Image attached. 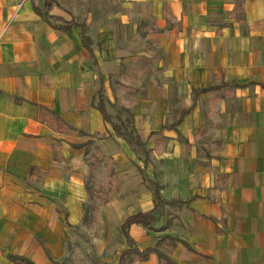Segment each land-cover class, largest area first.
<instances>
[{
    "label": "crops",
    "instance_id": "crops-1",
    "mask_svg": "<svg viewBox=\"0 0 264 264\" xmlns=\"http://www.w3.org/2000/svg\"><path fill=\"white\" fill-rule=\"evenodd\" d=\"M45 4L0 0V264H69L78 250V131L124 171L103 232L137 213L157 219L129 229L134 248L152 249L130 264H165L158 252L168 264H264V0H54L51 14L76 23L66 31L36 13ZM101 87L132 115L145 154L94 108ZM39 107L76 131L41 123Z\"/></svg>",
    "mask_w": 264,
    "mask_h": 264
},
{
    "label": "trees",
    "instance_id": "trees-1",
    "mask_svg": "<svg viewBox=\"0 0 264 264\" xmlns=\"http://www.w3.org/2000/svg\"><path fill=\"white\" fill-rule=\"evenodd\" d=\"M54 4V0H46V4L43 7L42 10H39L35 8L36 13L44 19L49 25H51L54 29L60 30V31H66L72 26H75L76 23H74L72 20L67 21L66 19L54 16L51 14V7ZM83 45L85 48L89 49V43L87 38H83L82 40ZM96 101L93 104L94 108L100 113L102 119L109 123L115 132L116 136L125 140L126 143L132 148L133 152L139 156L140 153H146L144 150V144L141 141L140 137L138 136L134 125H133V118L132 115L129 113L127 109L121 108V113H125L126 117L122 120L119 116L116 121L112 120L111 115L107 112V104L108 100L105 96L104 90L101 87L96 94ZM38 118L39 121L45 125H47L52 130L58 132V133H68V132H75L76 130L69 126L60 116L58 113L48 110L43 107H39L38 109ZM77 135L80 137H85L87 140L83 142L80 145H74L73 147L75 149H81L83 150V156L85 158V162H88V157L93 156V154L90 155L92 147L95 145V137L88 136L87 134L78 131ZM85 189L86 192L89 194L88 202H84L82 204V211H83V218H82V224L86 225L87 218L90 216V212L92 211L93 207L90 206V201L92 200L93 194L92 190L89 187L88 181L85 182ZM155 193V203L158 204L160 201L161 203H168V202H162V200L159 197L158 190H154ZM107 200H104L103 203H106ZM154 212H148V213H137L135 215H132L128 217L121 225V233L124 236L126 242L128 243L129 248L127 250H124L119 258V264H130L132 261V257L136 256L139 259L146 260L148 255L152 252V249H147L145 252H139L136 248L132 246V239L129 235V229L133 225H142L143 227L147 228L148 230L152 229V224L157 221ZM72 228V226H69ZM167 237V236H166ZM184 246L186 245L184 242H181ZM47 255L51 261L52 258L47 252ZM159 258L164 260L165 264H168L169 261L166 259L165 256H163L161 253H157ZM13 261H18L22 264H33L28 260H25L23 258H17V257H10ZM55 263V262H53Z\"/></svg>",
    "mask_w": 264,
    "mask_h": 264
},
{
    "label": "rangeland",
    "instance_id": "rangeland-1",
    "mask_svg": "<svg viewBox=\"0 0 264 264\" xmlns=\"http://www.w3.org/2000/svg\"><path fill=\"white\" fill-rule=\"evenodd\" d=\"M121 107L122 105L118 102L107 104V109L113 121H116L119 116L122 118L126 117L125 113H121ZM97 139L95 140V145L92 147L90 153V155L93 154V156L88 157V162H85V158H83L85 165L88 168L85 182L88 181L89 187L92 190L93 197L90 201V206H92L93 209L89 214L90 216L87 218L86 225H83L80 231L72 230V241L77 242L79 247L78 250H74L72 255H69L67 259L69 264H88L87 257L89 256H92L93 261L96 264H112L117 252L120 251L121 243H124L125 241L119 229L117 231L115 230L113 233L103 232L105 225L100 213L107 203L123 191L122 173H124V171H121L119 165L114 161V158L111 155L107 154V152L105 153L100 148ZM82 140L85 142L87 138H82ZM143 157L144 155L141 154V158ZM125 175L127 176L128 173ZM136 175L137 171L132 170V174H130V176L128 175V177L134 178ZM88 195L89 194L87 193V199L85 202H88ZM104 200H107V202L103 203ZM113 227L115 229L114 221L111 224V228ZM99 240H101V242H99ZM96 241L100 245L103 243L105 245L103 253L99 256L96 255V250H94V242ZM89 251L90 254H88Z\"/></svg>",
    "mask_w": 264,
    "mask_h": 264
}]
</instances>
